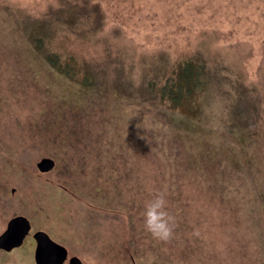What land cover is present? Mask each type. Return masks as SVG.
Returning <instances> with one entry per match:
<instances>
[{
    "label": "rangeland",
    "instance_id": "obj_1",
    "mask_svg": "<svg viewBox=\"0 0 264 264\" xmlns=\"http://www.w3.org/2000/svg\"><path fill=\"white\" fill-rule=\"evenodd\" d=\"M68 6L81 14L80 33L58 27L48 42L52 49L79 60L121 49L129 53L126 65L134 66L151 65L161 53L175 60L199 48L217 51L242 72L250 91L262 94L264 120V0H0V48L6 49H0V233L13 215H24L32 230L45 231L66 247L67 258L75 255L83 264H264L263 222L256 229L249 214L260 218L261 208L246 185L234 181L219 193L189 174H160L143 163L153 158L149 150L135 152V105L62 113L55 99L62 82L35 67L31 80L11 76L19 66L5 53V8L20 17L54 19ZM108 44L112 49L104 50ZM221 106L211 107L218 121ZM107 114L117 119L103 125ZM71 127H86L95 137L68 143L61 131ZM95 138L98 145L91 143ZM262 145L264 159V136ZM42 157L54 160L47 172L36 166ZM157 192L165 194L175 218L167 242L144 227L145 202ZM26 255L22 247L0 251V264H34Z\"/></svg>",
    "mask_w": 264,
    "mask_h": 264
},
{
    "label": "trees",
    "instance_id": "obj_2",
    "mask_svg": "<svg viewBox=\"0 0 264 264\" xmlns=\"http://www.w3.org/2000/svg\"><path fill=\"white\" fill-rule=\"evenodd\" d=\"M69 7L59 10L54 19L33 18L23 13L20 17L17 11L5 8L1 24H7L8 20L10 27L9 46L6 45L9 49L5 53L12 64L19 66L15 67L17 74L12 72L11 76L31 80L35 67L53 81L59 80L60 85L62 82L64 88L55 98L62 113L87 115L91 108L106 110L121 105L125 110L135 105V152L141 155L149 150L153 156L143 163H150L160 174L168 173L169 169L177 175L189 174L200 180L202 188L208 182L206 188L219 193L227 192L228 184L239 181L238 186L246 185V193L252 194L261 208L260 218L249 212L256 217L252 224L260 229L263 222L264 229L262 94L250 91L242 72L225 64L217 51L199 48L175 60L161 53L151 65L134 66L126 65L129 53L121 49L113 55L109 54L111 51H102L95 60H79L73 52L54 50L48 42L58 27L80 33L81 14L76 6ZM86 19L90 21L91 17ZM109 46L104 45V50H111ZM220 102L223 116L218 121L211 107ZM206 107L210 116L204 110ZM115 118L107 114L102 124L108 125ZM133 124L128 122L127 127L132 128ZM92 132L86 127L80 131L72 127L61 131L71 144L89 141L94 136ZM86 134H90L89 138ZM98 141L95 138L91 143L98 145ZM258 232L262 239V232Z\"/></svg>",
    "mask_w": 264,
    "mask_h": 264
},
{
    "label": "water",
    "instance_id": "obj_3",
    "mask_svg": "<svg viewBox=\"0 0 264 264\" xmlns=\"http://www.w3.org/2000/svg\"><path fill=\"white\" fill-rule=\"evenodd\" d=\"M36 166L39 171L47 172L54 166V160L50 157H42ZM13 191V189H12ZM30 222L23 215H16L7 221L6 227L0 233V248L9 250L19 246L23 238L29 232ZM36 241L34 260L37 264H83L81 259L75 255L67 258V249L64 245L54 241L43 230L34 232Z\"/></svg>",
    "mask_w": 264,
    "mask_h": 264
},
{
    "label": "clouds",
    "instance_id": "obj_4",
    "mask_svg": "<svg viewBox=\"0 0 264 264\" xmlns=\"http://www.w3.org/2000/svg\"><path fill=\"white\" fill-rule=\"evenodd\" d=\"M144 227L154 238L167 242L174 234L175 218L167 211V200L163 192H157L145 202Z\"/></svg>",
    "mask_w": 264,
    "mask_h": 264
},
{
    "label": "flooded vegetation",
    "instance_id": "obj_5",
    "mask_svg": "<svg viewBox=\"0 0 264 264\" xmlns=\"http://www.w3.org/2000/svg\"><path fill=\"white\" fill-rule=\"evenodd\" d=\"M16 215H19V214H16ZM16 215H13L12 217L16 216ZM24 216V215H23ZM11 217V218H12ZM26 217V216H25ZM27 219L29 220V218L27 217ZM30 222V220H29ZM7 224V223H6ZM40 229H36V230H32V225H31V222H30V229H29V232L25 235V237L23 238L22 240V243L19 245V246H16V247H22V251L23 253L25 254V256H27L26 254H30V257L32 258V261L34 264H37L34 260V251H35V246H36V241L33 237V234L34 232L38 231ZM3 232V231H2ZM16 247H12L11 249L9 250H5V249H2L0 248V251H4V252H10L12 251V249L16 248ZM65 262V261H64Z\"/></svg>",
    "mask_w": 264,
    "mask_h": 264
}]
</instances>
